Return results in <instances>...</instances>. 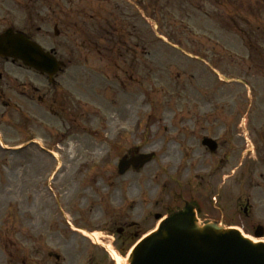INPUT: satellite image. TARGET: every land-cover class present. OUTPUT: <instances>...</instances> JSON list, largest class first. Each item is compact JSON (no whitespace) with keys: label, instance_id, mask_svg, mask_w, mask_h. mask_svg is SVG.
I'll return each mask as SVG.
<instances>
[{"label":"rangeland","instance_id":"374dc122","mask_svg":"<svg viewBox=\"0 0 264 264\" xmlns=\"http://www.w3.org/2000/svg\"><path fill=\"white\" fill-rule=\"evenodd\" d=\"M44 1L2 0V17L65 61L58 80L69 89V111L63 119L38 107L33 128L45 148L34 142L19 151L0 148V264H19L15 243L23 245L28 264L31 258L38 264H89L109 254L68 221L108 243L112 235L102 228L111 215L139 220L164 198L163 183L174 188L178 177L210 180V157L193 131L205 130L209 108L220 106L230 96L226 92L233 97L247 67L264 68V0H240L246 21L235 26L221 5L225 0H213L214 6L174 0L166 10L172 22L158 13L162 21L150 20L144 49L121 60L98 57L84 38L69 39L62 25L54 34L53 13L70 2L93 15L96 0H52L51 7ZM126 58H133L131 65ZM253 80L264 83L262 75ZM11 131L5 145L21 137ZM46 149L56 150L60 160ZM129 151L155 156L120 175L118 162ZM35 246L38 255L31 254ZM50 252L60 259H49Z\"/></svg>","mask_w":264,"mask_h":264},{"label":"flooded vegetation","instance_id":"af4514ba","mask_svg":"<svg viewBox=\"0 0 264 264\" xmlns=\"http://www.w3.org/2000/svg\"><path fill=\"white\" fill-rule=\"evenodd\" d=\"M189 1L191 0H182L184 3ZM72 5L68 2L67 7L53 13L51 22L55 26H66L71 25L74 19H79L84 12L79 8L74 11ZM96 6L95 19L98 22L101 42L98 45L99 54L110 51L116 56H127L136 54V48L140 46L144 49V41L149 35L147 24L150 23L152 15L151 0H96ZM6 24L7 21L2 17L0 0V35L7 29ZM66 69L64 66L50 77L25 66L21 60L2 56L0 52L1 149L7 137L5 133L12 129L21 136L16 137V142L22 141L23 136L35 131L33 124L38 116V107L43 112L62 115L63 119L67 116L69 89L64 81L58 80ZM247 69L248 72L241 74L243 80L235 82L238 88L232 90L233 97H230L229 90L225 94L230 96L220 106L213 104L209 108L205 130L193 131V135L198 137L199 143L210 157L213 167L208 175L210 180H197L196 176V181L190 178L184 182L178 177L174 188L163 183L164 198L161 201L154 200V209L143 212L139 220L128 219L125 214L110 216L111 223L102 230L111 233L112 237L101 246L110 244L126 255L143 235L155 229L160 217L170 216L187 206L193 207L200 222H215L220 226L237 228L264 240V87H259L264 83L253 80L261 75L264 77V68L249 66ZM39 76L47 79L44 87L39 84ZM23 121L25 124L20 126ZM217 122L221 124L218 125ZM206 137L209 138V143L204 146L203 140ZM132 153L133 151H129V157ZM68 223L73 225L70 221ZM37 238L34 244L37 243ZM28 239L33 243L32 234L28 235ZM91 244L94 248H99L96 245L99 243L92 241ZM14 246L17 248L14 254L17 262L28 264L29 255L20 254L23 245L15 243ZM31 254L38 255L39 248L33 247ZM47 255L52 259L54 252ZM111 257L114 258L110 252L108 257L95 256L89 264H114ZM30 264H38V260L31 258Z\"/></svg>","mask_w":264,"mask_h":264},{"label":"water","instance_id":"95a60500","mask_svg":"<svg viewBox=\"0 0 264 264\" xmlns=\"http://www.w3.org/2000/svg\"><path fill=\"white\" fill-rule=\"evenodd\" d=\"M0 52L51 76L62 64L40 44L12 29L0 36ZM150 159L151 154L124 158L119 171L124 173L130 165L139 169ZM123 264H264V242H254L240 231L215 222H200L193 207L187 206L165 218Z\"/></svg>","mask_w":264,"mask_h":264},{"label":"trees","instance_id":"16d2710c","mask_svg":"<svg viewBox=\"0 0 264 264\" xmlns=\"http://www.w3.org/2000/svg\"><path fill=\"white\" fill-rule=\"evenodd\" d=\"M218 4H221V3H218ZM240 4L242 5L240 0H225V2L221 5L224 6L226 9L228 8L227 11H228L230 16H233L234 18H236L238 20L246 21V19L243 18L245 8L241 7ZM94 42H96V41L91 39L89 43H90V45L94 46Z\"/></svg>","mask_w":264,"mask_h":264},{"label":"bare ground","instance_id":"6f19581e","mask_svg":"<svg viewBox=\"0 0 264 264\" xmlns=\"http://www.w3.org/2000/svg\"><path fill=\"white\" fill-rule=\"evenodd\" d=\"M40 147L41 148H45L44 146L42 147L41 146V144H40ZM47 152H49V154H51L53 157H55V158H57L58 160H60L59 158H58V154L56 153V152H52V151H47ZM168 158H170V159H172V157L171 156H168ZM89 236H91V237H94L95 239H96V235H94V234H91V235H89ZM118 257H119V255H117ZM119 258H121V257H119ZM121 264V263H120Z\"/></svg>","mask_w":264,"mask_h":264}]
</instances>
